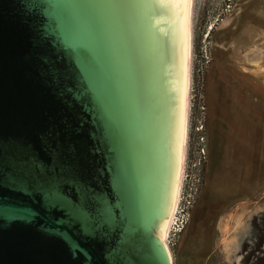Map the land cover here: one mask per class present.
Returning a JSON list of instances; mask_svg holds the SVG:
<instances>
[{"label":"water","instance_id":"1","mask_svg":"<svg viewBox=\"0 0 264 264\" xmlns=\"http://www.w3.org/2000/svg\"><path fill=\"white\" fill-rule=\"evenodd\" d=\"M193 0H0V264H171ZM244 264H264V229Z\"/></svg>","mask_w":264,"mask_h":264},{"label":"rangeland","instance_id":"2","mask_svg":"<svg viewBox=\"0 0 264 264\" xmlns=\"http://www.w3.org/2000/svg\"><path fill=\"white\" fill-rule=\"evenodd\" d=\"M191 31L189 178L172 264H242V243L260 236L253 216L264 224V0H193Z\"/></svg>","mask_w":264,"mask_h":264},{"label":"flooded vegetation","instance_id":"3","mask_svg":"<svg viewBox=\"0 0 264 264\" xmlns=\"http://www.w3.org/2000/svg\"><path fill=\"white\" fill-rule=\"evenodd\" d=\"M260 228H261V229H264V224H263V226L260 227ZM260 237H261V235L259 236L258 239L256 238V239H255L256 242H254V243H252V244H260ZM241 238H242V237H241ZM248 243H251V242H247V240L245 239L244 243H242V249H243V250H245L246 245H247ZM251 251H253V246H250V247L246 250V252H244L245 255H244V260L242 261V264H244V261L246 260V257H248V255L251 253ZM261 251L264 252V244L262 245Z\"/></svg>","mask_w":264,"mask_h":264},{"label":"bare ground","instance_id":"4","mask_svg":"<svg viewBox=\"0 0 264 264\" xmlns=\"http://www.w3.org/2000/svg\"><path fill=\"white\" fill-rule=\"evenodd\" d=\"M180 202H181V200H180ZM175 215H176V219H177V217H178V213H175ZM239 219V218H238ZM237 220V219H236ZM240 221V219L239 220H237L236 221V223H237V225L239 224L238 222ZM235 226V225H234ZM233 226V227H234ZM236 227V226H235ZM234 227V228H235ZM231 229V228H230ZM236 231V230H235ZM170 232H171V226H169V238H170ZM232 233V232H231ZM231 236V235H230ZM229 238V237H228ZM231 240V239H230ZM231 242V241H230ZM234 242V241H233ZM228 243V242H227ZM228 245V244H227ZM226 245V246H227ZM233 246V245H232ZM228 248V247H227ZM168 250L170 251V249H169V245H168ZM171 256H172V254H171ZM172 259H173V257H172ZM172 259H171V264H172Z\"/></svg>","mask_w":264,"mask_h":264},{"label":"built area","instance_id":"5","mask_svg":"<svg viewBox=\"0 0 264 264\" xmlns=\"http://www.w3.org/2000/svg\"><path fill=\"white\" fill-rule=\"evenodd\" d=\"M182 224H183V221H182V223H181V224L177 223L176 225H177V227H181V226H182Z\"/></svg>","mask_w":264,"mask_h":264},{"label":"crops","instance_id":"6","mask_svg":"<svg viewBox=\"0 0 264 264\" xmlns=\"http://www.w3.org/2000/svg\"><path fill=\"white\" fill-rule=\"evenodd\" d=\"M203 221V220H202Z\"/></svg>","mask_w":264,"mask_h":264}]
</instances>
